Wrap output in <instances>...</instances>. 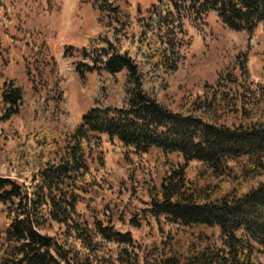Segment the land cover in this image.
<instances>
[{
  "label": "trees",
  "instance_id": "obj_1",
  "mask_svg": "<svg viewBox=\"0 0 264 264\" xmlns=\"http://www.w3.org/2000/svg\"><path fill=\"white\" fill-rule=\"evenodd\" d=\"M80 2L90 5L97 31L86 47L64 54L74 59L81 82L91 74L95 82L90 106L70 131L50 127L62 101L58 85L48 86L53 58L45 50L25 65L34 94L39 85L49 87L25 117V88L2 78L7 60L0 36V133L21 115L25 130L12 150L0 147L14 173L0 176V264H256V256L264 258V87L250 82L247 53L224 62L201 95L162 97L189 46L188 25L212 16L251 34L264 24V0H151L136 17L125 0ZM8 14L0 0V25ZM256 55L264 75V46ZM103 137L136 155L155 149L180 160L149 190L144 210L120 219L135 229L147 217L163 219L174 230L158 243L138 246L129 231L113 227L121 217L113 211L106 223L88 206L86 215L77 211ZM193 162L198 167L188 178ZM54 229L59 236L49 234ZM70 239L83 251L68 246ZM104 244L115 253L105 254Z\"/></svg>",
  "mask_w": 264,
  "mask_h": 264
},
{
  "label": "rangeland",
  "instance_id": "obj_2",
  "mask_svg": "<svg viewBox=\"0 0 264 264\" xmlns=\"http://www.w3.org/2000/svg\"><path fill=\"white\" fill-rule=\"evenodd\" d=\"M125 2L129 12L136 17L137 9L143 12L151 0ZM6 3L9 21L0 25L7 60L6 66L1 68L2 78L15 79L25 88L27 104L23 115H31L33 101L37 96H43L49 87L39 85V94H34L24 74L25 65L32 58L44 57L42 53L46 50L55 63V74L47 78L48 86L56 83L62 92V101L50 127L60 131L72 130L90 106L89 95L95 76L87 75L85 81L81 82L74 69V59L65 56L64 51L67 49L75 54L76 50L86 47L97 31L90 5L82 4L80 0H6ZM117 3L124 6L122 1ZM186 29L189 46L183 53L184 59L178 70L167 79L169 89L162 97L164 101L175 102L201 95L204 84L213 83L222 64L239 51L247 53L250 82L253 86L264 87L262 66L256 55L264 46V24H258L248 34L231 31L208 16L203 25H188ZM118 78L120 80L121 77ZM24 135L23 117L17 116L1 127L0 147L4 151L12 150ZM176 161L180 160L175 155L164 156L155 149L136 155L117 141L111 142L103 137L96 155L90 161L89 173L84 177L87 193L83 194L84 201L77 205V211L86 215L88 206L100 214L98 218L104 223L109 212L113 211L121 216L119 219L113 218V227L118 231H129L138 246L146 248L158 243L167 232L174 230L163 219H159L158 223L147 217L139 229L125 227L120 224V219L147 207L149 190L159 184L163 173ZM197 167L198 164L194 162L188 165V178L194 176ZM0 176L14 177L3 162L1 153ZM49 234L59 236V231L54 229ZM66 244L83 251L72 239L67 240ZM103 251L113 255L115 247L104 244ZM255 262L264 264V258L256 256Z\"/></svg>",
  "mask_w": 264,
  "mask_h": 264
}]
</instances>
